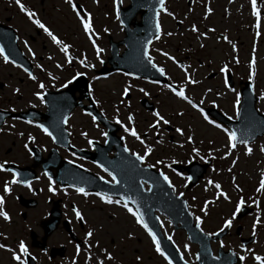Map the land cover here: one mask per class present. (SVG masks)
Masks as SVG:
<instances>
[{
	"label": "rangeland",
	"instance_id": "1",
	"mask_svg": "<svg viewBox=\"0 0 264 264\" xmlns=\"http://www.w3.org/2000/svg\"><path fill=\"white\" fill-rule=\"evenodd\" d=\"M4 1L0 0V21L15 25L22 38L23 49L27 52L30 49L31 52L41 55L44 62L46 60L43 65L52 72L58 70L55 63L61 66L65 63V67L69 65L65 57L58 53L57 48L53 47L47 36L41 34L40 37H37L29 19L26 21L22 15L14 13L13 8H9V5ZM21 1L27 4L30 11L36 13L35 18L48 23L53 32L59 34L63 38L62 41L70 45L71 52L75 51L80 59L98 65L99 59H104L107 55V51L103 47H99L102 49L99 56L93 52V47L83 33L82 27L72 15L68 5L62 0ZM76 1L86 7V11L90 13L97 25L95 31L98 36L96 39L98 46L101 43L107 44L108 35L114 39L121 38V26L115 17L114 4L111 0ZM257 3L259 22L252 15L249 0H191L190 5H187V0H168L166 7L170 9L169 12L160 15L163 36L161 42L156 44L157 49L158 45L160 47L152 55V59L164 69L171 83H175L177 88H184L188 99L202 108L212 106L234 119L238 109L235 105L239 99L238 85L240 81L249 80V61L253 58L255 60V76L251 83L258 97L261 92H264V0H257ZM208 9L211 11L209 12ZM257 24L258 26H256ZM193 25L198 31H192ZM105 29L107 31H104ZM209 29L213 30L209 31ZM200 33H204V35L202 36ZM29 35L44 40L46 47L43 49L37 42L36 44L30 43ZM233 46H235V51H233ZM162 53H167L175 61H181L183 64L179 66ZM75 66L77 69L68 71L60 81H67L75 70L74 73L83 71L78 65L75 64ZM225 66L234 76V84L227 88L220 72V68ZM186 73L196 83H187ZM210 73H214V76L208 78ZM39 75L40 73H38V77ZM0 77L5 83L3 89L6 93L5 97L12 100L15 105L20 106L24 101L28 103L29 100L37 102L33 94L27 95V93L30 89L34 92H39L40 89L36 90L35 84L26 79L19 71L2 65L0 66ZM93 88L100 109L107 112L108 117L114 120L118 119L124 127L134 128L139 136L148 133L153 139V135L157 131V127L154 129L149 127L156 120L153 113H148L139 105L141 98L146 97L148 101L154 103L155 112H159L169 121L167 125L159 123L162 130L168 128L169 131L152 146L151 152L155 157L156 155L159 157L149 159L150 163L160 161L162 164L170 161L168 158L178 153L186 157L187 161L206 155L216 157L210 171H207L197 185L186 191L184 176L181 178L176 175H168L176 192L185 194L184 196L192 206L189 207L190 211L195 217L201 218V225L206 231L214 232L222 228L223 221L229 219L235 211L237 196L244 194L242 195L244 198L248 199L247 196H250L252 202L257 201L253 205L252 212L246 213L242 219H237L235 224L232 223L231 230L221 241L225 248L232 247L240 256L246 257L242 264H256L247 249H252L260 256L264 255V190L256 191L260 179L264 175V152L260 150L264 147V136L247 145L252 151L246 155L245 145L242 144L229 150L225 131L222 132L215 126L206 123L197 110L193 109L185 100L176 97L162 84H148L128 79L121 73H115L103 79H96ZM125 88H129V99L122 95ZM14 89H19V91L14 93ZM145 92L147 95L144 94ZM256 107L264 113V100L259 98ZM177 113H183V115H177ZM129 114L133 119L132 124L128 123ZM77 117L78 114L74 119ZM81 120H83L82 117ZM77 126L81 125L75 124V127ZM177 127L182 129L183 135L176 132ZM90 132L98 138L102 135L99 127L97 130L90 129ZM122 135L125 139L127 136L126 143L129 147L137 146V139L124 132V129ZM189 136L192 137L191 142L188 141ZM79 139L81 140L80 144L84 145V140L80 137ZM170 139H173V142H170ZM142 149H140L141 153L146 150ZM193 149H196L197 152H193ZM209 180L213 184H209ZM216 183L221 185L220 191L228 196V200L219 197L217 189L214 187ZM205 200L211 201L206 215L200 211ZM124 212V209L113 207V211L110 212L111 218L106 212L98 213L96 217L86 212L90 222L96 220L97 223H100L102 220L104 226L98 230L97 237L100 241H105L106 244H110L112 241L113 246L109 247L113 252H110L111 257L126 264H167L163 257L153 252L151 239L147 234L143 235L135 220ZM238 216L240 214L236 215V217ZM257 217L259 219L256 227L257 229L259 226L257 229L258 241L253 246L242 250L239 237L235 235L234 231L241 225L240 235L249 236L253 233L252 224ZM106 223L108 228H105ZM36 225L32 220V226ZM163 227V231L172 237L184 258L186 260L193 259L195 249L188 243L182 231L172 229L171 224L167 221H164ZM103 230L111 232L108 237L105 236ZM217 244L213 247L217 248ZM185 245L188 246L187 250ZM70 253L72 254V251ZM1 254L3 256L5 253ZM74 254L76 255V253ZM77 255L79 256L80 252ZM82 256L81 262L87 259L90 263H97L100 258L97 257L96 260L84 254ZM137 256L140 257L139 262H135ZM102 257L107 258L106 255ZM6 258L2 264H5ZM109 263L116 264L114 261Z\"/></svg>",
	"mask_w": 264,
	"mask_h": 264
},
{
	"label": "snow or ice",
	"instance_id": "2",
	"mask_svg": "<svg viewBox=\"0 0 264 264\" xmlns=\"http://www.w3.org/2000/svg\"><path fill=\"white\" fill-rule=\"evenodd\" d=\"M66 2L70 5L71 9H72V12L75 14L76 18L79 20V23H80V26L82 27V30L84 32V34L88 37L89 41L92 43V47L93 49L95 50V52L97 53V56H99V53L102 51V49H100L96 43H95V40L93 39V37L96 36V33L94 32L93 30V25H92V22H91V15L90 13H88L87 11H80L78 10V6L73 3V0H66ZM120 2V0H113V4H114V7L116 5H118ZM164 3H165V0H158V6L160 8V11L163 12L165 11V8H164ZM249 3L251 5V10H252V15L254 17L257 18V21L259 22L260 20V15L258 13V9H257V0H249ZM17 4L20 8V11L22 13H24L27 18L29 19V21L35 25L36 28H39L41 29L51 40V42L54 44V45H58L60 46L59 50L60 52H62L65 56V59L68 61V62H71L72 60V57L68 55V50L70 48V45L67 44V43H64L61 39H59L57 37V35H55L50 29L49 27H47L44 23H42L38 18H35L36 17V13L33 12V11H30L28 9L25 8V6L20 3V0H17ZM208 11L210 12L211 10L208 9ZM158 15V14H157ZM169 15H171L169 13ZM116 17L117 19H120L119 17V12L117 11L116 12ZM155 23V33H154V38L155 39H159L160 37V34H161V25L160 23L157 21H154ZM258 26V24L256 25ZM213 29H209V31H212ZM104 31H107V29H105ZM192 31L196 32L198 31V29L195 27V25H193L192 27ZM170 35V33H169ZM200 35H204V33H200ZM257 35H259V33H257ZM151 40H148L147 43L144 44L143 46V58L147 61V64L151 65V67L153 69L156 70V72H158L161 76H164L165 75V72H164V69L163 68H159L157 67V65L155 63H153V60L151 58V56L149 55V47L148 45L151 44ZM27 47V45H25ZM233 51H235V46H233ZM29 52L31 53V50L29 49ZM163 55L167 56V58L169 60H173L174 63H176V61L174 60V58L172 56H169L167 53H162ZM0 57H3V60L5 63H10L11 61H9V57L7 55L4 54V49L3 48H0ZM49 59H51V57H49ZM238 62V61H237ZM80 63L85 66V67H89L91 68L92 65L91 64H87L86 60H81ZM41 66L39 64H37V68H40ZM57 68H60L61 65L60 64H57L56 65ZM227 71V66L225 67H221L220 68V72L221 73H225ZM81 75V73H77L76 75H74L72 77V80H75L77 78V76ZM50 78L51 79H55V77H52L51 74H49ZM255 76V60L254 58L252 60L249 61V73H248V77H249V80H253ZM28 77L29 79L31 80H36V77L32 75L31 72H28ZM185 79L187 81V83L189 84H193V83H196V81L192 80L191 78H189L187 76V73L185 74ZM155 83V81H153ZM69 83H71V81H69ZM225 87L227 88L228 87V81L227 79H225ZM37 87L41 90L39 92H35L33 93V95L36 96L37 100H39L41 103L44 102V95H43V89L45 87V85L43 83H38L37 84ZM63 87V85H62ZM165 88H168L170 91L173 92V94L180 98L181 100H185L193 109L197 110L201 116L203 117V119L208 123V124H213V121L210 120L208 118V116L206 114H204V111L203 109L197 104V103H194L192 100L188 99V97L186 96L185 94V90L183 87H179L177 88L176 86L174 85H171V84H165L164 85ZM15 92H18L19 89H14ZM129 91V88H125L123 90V93L122 95H127ZM141 91H143V89H141ZM145 95H147V93L145 92L144 93ZM261 100H264V92H261L260 93V97H259ZM95 102V101H94ZM201 103H203V101H201ZM236 103L238 104L239 103V99H237ZM177 115H183V113H177ZM153 116L155 117V120L156 122L149 125V127L151 128H155V127H158L159 126V123L162 122L163 124L167 125L169 123V121L167 119H165L163 116H161L159 114V112H153ZM93 120H95V117H93ZM64 122L66 123L67 122V117L64 118ZM27 123H31V121H27ZM116 123L117 124H120L121 122L117 119L116 120ZM128 123L129 124H132L133 123V119H132V116L129 115L128 117ZM37 128H39L41 131H43L46 135H49L51 136L52 134L49 132L48 128L44 127V125L42 124H36L35 125ZM216 128L220 129L221 128V125L220 124H215L214 125ZM121 127H124L123 125H121ZM222 131H225L226 135H227V147L229 150L233 149L236 147V140H237V136H236V133L235 132H232V131H228L226 129H221ZM124 131L126 133H128L129 135L135 137L137 140H140V136L137 134L136 130L134 128H128V127H124ZM176 132L177 133H180L181 135H183V132H182V129L177 127L176 128ZM81 135H86L85 133H81ZM102 135H107L106 133H102ZM29 140H32L33 137L32 136H29L28 137ZM188 141L191 142L192 141V137L189 136L188 137ZM107 142V141H105ZM142 142V141H141ZM244 144H245V154L248 155L251 153L252 149L250 147L247 146V141H243ZM88 144L89 145H92L93 144V141L92 140H88ZM25 148L28 147L27 144L24 145ZM261 152H264V147H262L261 149ZM124 151L125 152H128V149L125 147L124 148ZM151 152V148H147L144 152V155L141 156V155H138L136 153H132L133 156H135V159L137 161H140L141 163L144 162V159L146 156L149 155V153ZM193 152H197L196 149H193ZM198 154V153H197ZM227 155V153H226ZM69 163H71V161H69ZM157 163H161L160 161H158ZM233 164H235V161H233ZM97 167H102L100 164H97ZM149 167H151V165H149ZM0 170H6L3 168V165H0ZM103 171H106L108 176L111 177V182L114 183V184H118L119 181L117 180L116 176L113 175V173L111 171H108L107 168H102ZM48 174L45 173V176H47ZM160 177L163 179V181L168 184L169 188L172 187L171 183L169 182V179L167 176H165L163 173H160ZM9 183H24L25 185H27V181H18L17 180V173L13 172L12 173V179L10 182H6L5 185H4V192L5 193H8L9 192ZM107 183V181H106ZM209 184H213V182L211 180L208 181ZM214 187L217 189V192H218V195L219 197H223V199L225 200H228V196L223 192V191H220L221 189V185L216 183L214 185ZM48 190L49 192H54L55 189L53 188V181L51 179V177H49V186H48ZM261 190H264V175H262L261 179H260V182H259V187L256 189V191H261ZM75 191L78 193V194H82L83 196H88L89 193L87 191H85V189L83 187H77L75 188ZM237 191H239V189L237 188ZM94 195H96L97 197H99V199L106 203V204H116V205H119L121 206L122 208H124V210L134 218L135 220V223L137 225H139L141 228L144 229V231L147 233L148 237H150L151 239V243L152 245L154 246V250L155 252L163 257V259L167 262V264H172V260L169 259V256L165 255V252L162 250L161 248V243L160 241L158 240L157 238V234L154 233L150 228H149V225L145 222V218L144 216L141 214V211H140V208L138 207H134V206H130V205H135L137 203V201L135 200L134 197H124V196H121L119 199H113L112 197L110 196H107L106 194L104 193H101V192H96L94 193ZM183 194L181 193V196ZM195 199V198H193ZM4 203V200L2 197H0V217H3V219L5 221L9 220V216L7 215V213L4 211L2 205ZM211 201H208V200H205L204 201V206L200 208V211L202 213H204L205 215L207 214V208L208 206L210 205ZM244 204V201L243 199L241 198L235 205V211L232 213L231 217L229 219H225L223 221V227L220 229V231H223L224 228H228V227H231L232 225V221L236 218V215L237 213H239L242 209V205ZM73 213L75 214L76 218L77 219H80V220H83V216L81 214L80 211H78L75 207H73L72 209ZM190 214V213H189ZM195 222H196V227L197 228H200V224H201V218L199 216L195 217ZM259 222V219L257 218V220H255L252 224V228H253V235H255V229L257 227V223ZM214 235V233H213ZM92 236V232L91 231H88L86 233V237H91ZM129 236L131 237V234H129ZM169 240L172 239L171 236L168 237ZM5 247L4 245L0 244V248H3ZM187 245H185V249L187 250ZM243 247V246H242ZM18 249H19V252L21 253V255H27V249L25 247V244L23 241H20L19 244H18ZM8 251H12L11 249H7ZM247 252L251 253L252 254V259L256 262V264H264V257L256 254L252 249H247ZM21 255H17L16 252H13L12 253V259L14 261H17L18 264H25L24 260L21 258ZM108 259H112L111 255H108L107 256ZM245 256L244 255H241L239 257V260L241 262H243L245 260ZM137 261L140 260V257L137 256L136 257Z\"/></svg>",
	"mask_w": 264,
	"mask_h": 264
},
{
	"label": "flooded vegetation",
	"instance_id": "3",
	"mask_svg": "<svg viewBox=\"0 0 264 264\" xmlns=\"http://www.w3.org/2000/svg\"><path fill=\"white\" fill-rule=\"evenodd\" d=\"M11 109V108H9ZM29 134H33L32 126L25 124L22 121H7L0 128V165L6 169L8 164L17 163L18 165H25L30 160L31 155L30 152L24 147L26 144V136ZM3 143H8L7 147H3ZM34 143L41 149L44 156L47 154V150L45 149L44 144L35 139ZM61 154L68 155L67 151L61 149ZM64 156V155H62ZM102 176L106 179L109 177L102 171ZM12 179V174L5 170V173H0V197L3 198L4 203L2 205L4 211L9 216V220L5 221L3 217H0V220L7 223V230L0 228V239L6 238L4 234H12L18 233L19 235H27V238L31 236L32 232V220L38 225L39 234H42V229L40 228V224L42 219L48 217L49 211L52 207H56L57 210L60 211L59 224L55 232L51 234V236L47 240V245L50 247H57L59 245V237H63L65 230L63 228V222L66 220L72 225L77 231H80L83 227V224L80 219H77L72 209L75 207L78 211H80V205L74 203L73 201L66 200L64 189L56 186L57 194L55 197L49 196L45 190L40 189L39 186H20L16 183L9 184V192L5 193L3 188V181L6 179V182H9L10 178ZM13 188V189H12ZM19 192L17 193V191ZM17 193L15 196L14 194ZM19 195H22L24 198H31L35 196L38 199V203L34 208L25 210L19 204L17 198ZM94 208L89 207V211H93ZM81 212V211H80ZM99 212L102 214L103 211L99 209ZM96 217V216H94ZM18 222L19 224H17ZM104 225L102 224V220L100 223L95 222L93 228H102ZM105 228H108L106 223ZM104 234H108L109 230H103ZM99 245L96 248V252L103 249L108 250L109 248L105 245V242H98ZM83 243V242H82ZM105 245V246H104ZM46 254V253H44ZM47 255V254H46ZM49 258L47 255V261L52 263H56L57 260Z\"/></svg>",
	"mask_w": 264,
	"mask_h": 264
},
{
	"label": "water",
	"instance_id": "4",
	"mask_svg": "<svg viewBox=\"0 0 264 264\" xmlns=\"http://www.w3.org/2000/svg\"><path fill=\"white\" fill-rule=\"evenodd\" d=\"M158 0H149V3L147 4V9L149 12L145 14V23L148 27V29H151L148 34V39L155 33V23L154 18L156 15V9L158 8ZM149 13V14H148ZM251 93V92H250ZM252 95V93H251ZM255 98L252 96L250 102H249V108L252 112H256L253 108ZM243 105V103H242ZM260 117L258 115L251 116L249 118H245V121L249 124V126L252 128L251 132L247 137H244L242 141H249L253 139L256 135H260L262 132H264V122L260 121ZM264 120V118H263ZM239 123V122H238ZM237 123V124H238ZM258 129V130H257ZM142 178V175L137 169L136 163L128 162L126 164L125 171L122 175V177L119 179V183L122 186V189L119 190L116 194L121 197H134L137 203L133 205L134 207L140 208L141 214L144 215V217H148L149 221H151V225L153 227V223L151 220V213L154 209H170L171 213L170 216L172 219L183 222V221H189V218L185 214L184 206L182 203L179 205L169 206L166 203H163L159 200V196L164 195L163 192H157L159 195L155 193V189L151 192L143 194L140 189L138 188V181ZM163 211V210H162ZM164 212V211H163ZM165 213V212H164ZM173 216V217H172ZM174 251V250H173ZM175 252V251H174ZM168 254L172 255L170 250H168ZM176 254V253H175ZM177 258L180 259V257L176 254ZM201 258V264H233V259L231 256L226 255L220 260L211 259L209 252L207 249L202 250L199 254ZM174 264H180L178 261L173 260Z\"/></svg>",
	"mask_w": 264,
	"mask_h": 264
}]
</instances>
